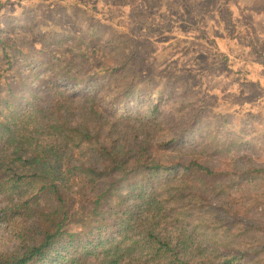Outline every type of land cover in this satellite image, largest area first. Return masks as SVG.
Instances as JSON below:
<instances>
[{"label":"trees","instance_id":"obj_1","mask_svg":"<svg viewBox=\"0 0 264 264\" xmlns=\"http://www.w3.org/2000/svg\"><path fill=\"white\" fill-rule=\"evenodd\" d=\"M132 41L107 37L86 81L56 74L54 106L0 101V264H264V160L204 143L200 107L144 79Z\"/></svg>","mask_w":264,"mask_h":264},{"label":"rangeland","instance_id":"obj_2","mask_svg":"<svg viewBox=\"0 0 264 264\" xmlns=\"http://www.w3.org/2000/svg\"><path fill=\"white\" fill-rule=\"evenodd\" d=\"M124 32L146 59L144 79L175 76L181 100L200 107L204 143L240 145L264 160V0H0V101L15 91L21 105L40 94L54 106L59 97L46 85H61L56 74L86 81L105 39ZM2 221L0 250H10Z\"/></svg>","mask_w":264,"mask_h":264}]
</instances>
